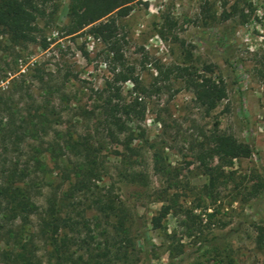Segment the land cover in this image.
<instances>
[{"label":"rangeland","instance_id":"obj_1","mask_svg":"<svg viewBox=\"0 0 264 264\" xmlns=\"http://www.w3.org/2000/svg\"><path fill=\"white\" fill-rule=\"evenodd\" d=\"M35 23L37 37L48 43L44 49L38 43L12 44L0 35V96L10 95L18 114L25 115L42 107L46 90L52 92L49 107L57 116L51 125L17 149L7 147L8 160L37 158L44 164L23 178L24 184L30 182L36 212L67 189L39 147L69 139L92 149L101 185L111 187L128 213L129 257L107 264H264V247L254 241V226L264 222V0H139L116 20L115 60L87 28L64 35L67 0L47 5ZM170 66L193 67L221 80L224 99L205 115L170 77L160 93L143 98L144 119L132 125L143 139L132 141L133 151L108 143L96 147L100 136L92 132L89 112L111 71L129 72L148 86L156 67ZM120 87L125 100L134 95L130 81ZM4 121L0 113V124ZM214 124L252 151L212 172L209 180L196 154ZM129 173L144 175L146 186L123 180ZM168 204L171 210L153 228L151 218ZM37 225L38 215L30 216L23 238L31 242L36 264H52Z\"/></svg>","mask_w":264,"mask_h":264},{"label":"trees","instance_id":"obj_2","mask_svg":"<svg viewBox=\"0 0 264 264\" xmlns=\"http://www.w3.org/2000/svg\"><path fill=\"white\" fill-rule=\"evenodd\" d=\"M139 0H67V24L64 35H73L87 28V33L108 46L114 60L116 57V20L126 17L132 4ZM54 0H0V35L7 36L12 44L38 43L42 49L48 46L44 38H38L35 22L43 15L47 5ZM113 16V17H112ZM153 83L142 86L129 72L112 70V79L104 82V88L97 91L99 103L90 109L92 132L100 136L95 146L104 143L122 146L133 151L134 139H143V134H134L132 125L137 126L144 119V97L160 93L164 81L178 80L182 88L191 94L194 106L203 114L211 113L216 103L225 97V85L193 67L170 66L155 68ZM208 72H210L208 70ZM130 81L134 95L125 100L121 96L120 84ZM161 83L160 85L158 84ZM42 107L33 108L25 115H19L12 104L11 96H0V113L5 121L0 124V264H36L30 241L23 238V225L32 215H38V233L49 247L47 259L52 264H107L123 262L133 247L125 227L128 213L123 202L112 194L110 186L101 185V166L92 154V149L79 142L62 139L46 142L39 147L45 153L52 167L58 171L61 180L67 181V189L59 197L47 201L41 214L36 212L30 200V182L23 178L29 171L44 169L37 158L20 162L8 160V148L19 147L26 139H36L48 128L57 116L49 107L51 90H46ZM106 94L107 98H103ZM32 108L28 106L27 110ZM202 145L196 160L211 180L212 172L230 166L233 160L248 158L251 148L236 142L230 135L221 133L214 124L211 133L202 137ZM81 147V148H80ZM97 150V148L95 149ZM35 151H38L36 149ZM155 157V154H154ZM70 159H73L71 162ZM215 165L211 166V162ZM209 165H208V163ZM153 170L158 172L157 159ZM123 180L141 183L145 187V176L129 173ZM134 192L132 195L139 196ZM161 206L157 215L151 218L153 228H159L161 221L171 210ZM20 222L19 226L16 224ZM254 241L264 247V222L254 226ZM138 244L148 249L143 238Z\"/></svg>","mask_w":264,"mask_h":264}]
</instances>
